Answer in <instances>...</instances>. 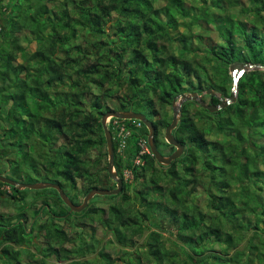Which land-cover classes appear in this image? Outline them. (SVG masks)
<instances>
[{
	"label": "trees",
	"instance_id": "trees-1",
	"mask_svg": "<svg viewBox=\"0 0 264 264\" xmlns=\"http://www.w3.org/2000/svg\"><path fill=\"white\" fill-rule=\"evenodd\" d=\"M235 64L264 66V0H0V175L58 183L76 205L114 190L102 116L145 114L172 154L168 108L208 90L220 104ZM114 120L124 188L107 217L97 199L72 212L56 189L0 181V210L19 205L0 212V264H264V70L245 71L223 110L183 106L170 166L152 153L134 165L149 131L125 120L122 147Z\"/></svg>",
	"mask_w": 264,
	"mask_h": 264
},
{
	"label": "water",
	"instance_id": "water-1",
	"mask_svg": "<svg viewBox=\"0 0 264 264\" xmlns=\"http://www.w3.org/2000/svg\"><path fill=\"white\" fill-rule=\"evenodd\" d=\"M234 69L245 70V71L264 70V66L260 64H251V65L235 64L231 67V71H233ZM207 94L211 96L215 95L214 92L211 90H209ZM236 99H237V89L235 93H233L229 98L227 99L220 98V104L218 105L213 104V103H206L204 101L203 95H200L196 92L186 94L179 98H176L172 103V109H173L172 122L165 131L166 142L175 148L174 152L169 156L162 154L160 150L158 149L156 138H155L156 128L153 122L150 121L145 114L140 113V112H134V111H123V112L109 111L106 114H104L102 116L101 123L104 129V133H105V137L107 141V152L109 156L108 173L111 176V179L116 183L117 187L114 190L99 189V188L92 189L86 195L81 205L74 204L72 200L66 195L64 190L61 188L60 184L58 183H43V182L23 183V182H18L16 180H13L3 175H0V181L10 186H14L18 190H24V189L41 190V189H47V188L56 189L58 190L65 204L71 209L72 212H82L89 206L90 201L95 196L106 197V196L119 195L120 193L123 192L124 182L118 176V173L115 168L116 153L114 149L112 133L108 127L109 118H117L121 120H140L147 127L149 131L148 144L151 148L153 156L157 159L159 164L170 166L173 163V161L179 159L185 151V145L179 142L173 134V131L178 127L181 114H182V109L185 103L188 101H196L199 103V105H201L206 110H209L211 113H215L235 103Z\"/></svg>",
	"mask_w": 264,
	"mask_h": 264
},
{
	"label": "rangeland",
	"instance_id": "rangeland-1",
	"mask_svg": "<svg viewBox=\"0 0 264 264\" xmlns=\"http://www.w3.org/2000/svg\"><path fill=\"white\" fill-rule=\"evenodd\" d=\"M250 21H253V19H251ZM194 32H199V30L197 29V28H195L194 29ZM172 113H173V110H172V108H168V114L169 115H172ZM94 153H97V151H95ZM166 166V165H165ZM133 184V183H132ZM44 190H46V189H41V190H36V191H43L42 193H44ZM48 192V191H47ZM28 196L29 197H32L33 196V194L32 193H29L28 194ZM107 198V199H106ZM94 200H96V205H98V206H100L101 204L103 205V207H105L106 209H105V211H106V216L105 217H107V214H108V208H107V204H105V203H107L108 202V200L109 199H111V197L109 196H106V197H98V196H95L94 198H93ZM14 201H8L6 204H8V205H10V207H3L1 210H0V212H2V213H5V214H13V215H15V214H17V210H16V208L17 207H19V205H17V204H15V203H13ZM103 202H105V203H103ZM28 225H29V223H28ZM164 235H167V233H164ZM97 238H98V240L101 242V244H104V242L105 241H108V240H111V238H112V236H111V234H108V233H106V231H102V230H99L98 232H97ZM37 246H38V242L36 241V245H32L30 248H29V250H30V253H31V255H33V253L34 254H37V255H40L39 254V252L37 251ZM15 247V246H14ZM16 249H18L17 247H15ZM1 251V250H0ZM22 259H23V262L24 263H26L27 264V262H29V256L27 257L26 256V254H24V256H22ZM50 261H52L53 262V259L51 258L50 259Z\"/></svg>",
	"mask_w": 264,
	"mask_h": 264
},
{
	"label": "built area",
	"instance_id": "built-area-1",
	"mask_svg": "<svg viewBox=\"0 0 264 264\" xmlns=\"http://www.w3.org/2000/svg\"><path fill=\"white\" fill-rule=\"evenodd\" d=\"M138 121V120H137ZM113 125H114V128L117 132V135L119 137V139H121V143H122V147L125 146L126 144V140L128 139V137L130 136V130L127 126V124L125 123L124 120H119V119H115L113 121ZM143 123L141 121H138L136 123V126L137 127H142ZM139 146H140V152H139V155L136 157V159L134 160V165H141L143 164V156L148 154V153H151V150H150V147L148 145V141L147 139H141L139 141ZM124 177L126 180H129V179H133V174H132V171L130 169L126 170L124 172Z\"/></svg>",
	"mask_w": 264,
	"mask_h": 264
},
{
	"label": "clouds",
	"instance_id": "clouds-1",
	"mask_svg": "<svg viewBox=\"0 0 264 264\" xmlns=\"http://www.w3.org/2000/svg\"><path fill=\"white\" fill-rule=\"evenodd\" d=\"M232 67V66H231ZM230 72H231V76H232V79H233V84H234V88H233V91H234V93H235V91H236V89H237V84H238V81H239V79L242 77V75L245 73V70H239V69H234L233 71H231V68H230ZM209 91V90H208ZM207 91V92H208ZM212 91V90H211ZM207 92H205L204 94H200V95H203V98L205 97V94H207ZM214 94L216 95V93L214 92ZM186 95V94H185ZM209 95V94H208ZM227 99V98H226ZM204 101L206 102V103H209V102H207L205 99H204ZM199 104V103H198ZM172 107V106H171ZM173 110V109H172ZM172 115H173V113H172ZM173 117V116H172ZM111 119L112 118H109V120H108V125H109V123H110V121H111ZM115 119H117V118H115ZM119 120H121V119H119ZM125 121V120H124ZM138 121H140V120H138ZM109 127V126H108ZM167 129V128H166ZM110 130V129H109ZM113 137V136H112ZM166 140V139H165ZM147 141H148V137H147ZM149 145V144H148ZM150 147V146H149ZM150 150H151V148H150ZM151 153H152V151H151ZM108 160H109V156H108ZM119 176V175H118ZM120 177V176H119ZM123 177H124V173H123ZM121 178V177H120ZM122 179V178H121ZM124 179H125V177H124ZM123 180V179H122ZM126 180V179H125ZM130 180V179H129ZM127 181V180H126ZM124 182V181H123ZM93 189H95V188H93ZM86 197V196H85Z\"/></svg>",
	"mask_w": 264,
	"mask_h": 264
},
{
	"label": "flooded vegetation",
	"instance_id": "flooded-vegetation-1",
	"mask_svg": "<svg viewBox=\"0 0 264 264\" xmlns=\"http://www.w3.org/2000/svg\"><path fill=\"white\" fill-rule=\"evenodd\" d=\"M188 94H190V93H188ZM188 102H189V101H188ZM194 102H196V101H194ZM186 103H187V102H186ZM186 103H185V104H186ZM209 103H210V102H209ZM170 108H172V107H170ZM182 110H183V109H182ZM169 155H171V154H169ZM169 155L167 154L166 156H169Z\"/></svg>",
	"mask_w": 264,
	"mask_h": 264
}]
</instances>
